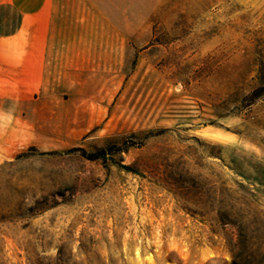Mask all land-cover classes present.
<instances>
[{
	"label": "rangeland",
	"instance_id": "rangeland-1",
	"mask_svg": "<svg viewBox=\"0 0 264 264\" xmlns=\"http://www.w3.org/2000/svg\"><path fill=\"white\" fill-rule=\"evenodd\" d=\"M47 4L83 85L0 108V264H264V0Z\"/></svg>",
	"mask_w": 264,
	"mask_h": 264
},
{
	"label": "crops",
	"instance_id": "crops-1",
	"mask_svg": "<svg viewBox=\"0 0 264 264\" xmlns=\"http://www.w3.org/2000/svg\"><path fill=\"white\" fill-rule=\"evenodd\" d=\"M47 8V0L0 3V108L5 113L13 108L12 115L18 109L20 128L41 134L43 140H53L58 132L59 109L69 100L63 96L60 100V92H75L83 81L74 74L82 64L48 51ZM16 38L18 51H13ZM76 98L82 101L83 95Z\"/></svg>",
	"mask_w": 264,
	"mask_h": 264
},
{
	"label": "trees",
	"instance_id": "trees-1",
	"mask_svg": "<svg viewBox=\"0 0 264 264\" xmlns=\"http://www.w3.org/2000/svg\"><path fill=\"white\" fill-rule=\"evenodd\" d=\"M260 90H261V89H256V90H254V91H253L254 96H256L257 94H259L258 91H260Z\"/></svg>",
	"mask_w": 264,
	"mask_h": 264
}]
</instances>
